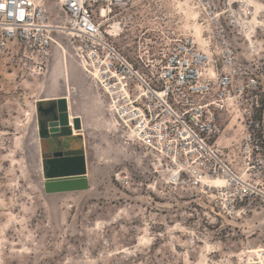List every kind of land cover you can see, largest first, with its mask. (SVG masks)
Wrapping results in <instances>:
<instances>
[{
  "label": "rangeland",
  "instance_id": "1",
  "mask_svg": "<svg viewBox=\"0 0 264 264\" xmlns=\"http://www.w3.org/2000/svg\"><path fill=\"white\" fill-rule=\"evenodd\" d=\"M40 1L53 24L64 22L58 0ZM193 2L199 1L148 0L130 12L108 15L102 29L114 26L110 39L144 72L167 44L187 38L199 51L220 56L211 33L214 24ZM244 2L259 3V10L250 8L248 27L229 39L258 88L243 97L232 94L217 112L221 148L250 184L247 197L229 213L219 209L213 196L171 183L165 159L129 142L110 124L106 100L79 68L76 49L63 44L71 85L77 87L75 108L86 125L80 137L88 189L46 193L44 163L51 148L44 140L41 154L36 152L38 107L47 97L65 93L63 50L53 48L47 58L10 43L0 53V264H252L254 251H264V177L257 167L247 168L240 145L249 116L261 124L264 120V0ZM184 11L197 13L199 26ZM194 25L201 40L191 32ZM28 112L35 123L26 120ZM258 135L264 149V126ZM56 144L66 150L80 139L63 136Z\"/></svg>",
  "mask_w": 264,
  "mask_h": 264
},
{
  "label": "built area",
  "instance_id": "2",
  "mask_svg": "<svg viewBox=\"0 0 264 264\" xmlns=\"http://www.w3.org/2000/svg\"><path fill=\"white\" fill-rule=\"evenodd\" d=\"M147 1L58 0L64 22L53 24L40 0H0V53L10 43H19L24 52L47 58L53 48H62L61 44L76 49L77 59L97 73L95 83L110 113L119 119L121 131L166 160L171 183L213 196L219 209L229 213L247 197L250 184L232 167L221 148L217 112L224 109L232 94L238 92L243 97L245 91L258 88L256 78L240 62L229 39L230 34L242 35L248 27L253 4L242 0L193 2L203 19L214 24L211 33L220 56L199 51L187 38L167 44L156 63L144 72L110 39L114 26L102 29L99 14L104 10L107 17H116ZM226 19L229 23L222 24ZM263 123L249 116L240 145L247 168L257 167L261 177L264 149L258 133ZM252 170L248 169L250 175Z\"/></svg>",
  "mask_w": 264,
  "mask_h": 264
},
{
  "label": "water",
  "instance_id": "3",
  "mask_svg": "<svg viewBox=\"0 0 264 264\" xmlns=\"http://www.w3.org/2000/svg\"><path fill=\"white\" fill-rule=\"evenodd\" d=\"M58 107V117L53 122L39 124V138H61L73 134V129L69 128L70 120L68 106L64 98L56 99ZM42 108L38 107V112ZM74 126L80 130L81 121L74 119ZM52 159L45 161L46 182L44 188L46 193H66L88 189L87 182V161L86 155L64 156L62 151L52 154Z\"/></svg>",
  "mask_w": 264,
  "mask_h": 264
},
{
  "label": "bare ground",
  "instance_id": "4",
  "mask_svg": "<svg viewBox=\"0 0 264 264\" xmlns=\"http://www.w3.org/2000/svg\"><path fill=\"white\" fill-rule=\"evenodd\" d=\"M242 1H246V0H242ZM259 3H256L253 5V7L257 10H259ZM185 13V17L187 19H189L190 21H192L194 24H197L199 26V23L197 22L198 20V14L197 13H189V12H186L184 11ZM100 18H102V23H101V26H105L109 21L107 20V16L105 15V11L102 10L101 11V14H99ZM254 21L257 22V18L254 17ZM191 32L195 33L196 36L198 37V39L201 40V31L198 27H195L194 26H191ZM119 29V28H118ZM115 36H118L117 34ZM62 53L64 55V62H63V73H64V83H65V93L62 97L60 98H64L66 103H67V106H68V114H69V118H70V121H72L70 124L73 126V129H74V133L77 134L78 132H81L82 134H84L86 131V125H85V122L83 121V118L80 116L79 112H77V109L75 108V99L73 98V94L72 93H76L77 91V87L76 89L71 85V76H70V72H69V59H68V54H67V50L62 47ZM70 53V52H69ZM61 55V54H60ZM79 68L85 73L86 77L91 79L92 82H93V86L96 87L98 89V86L96 85L95 83V79H97L98 75L97 73H95L92 68H90L88 66L87 63H81L80 60H79V63H77ZM46 99H52L51 97H47ZM106 112L108 114V117L110 119H112L111 121H113V125L114 127L118 126L119 125V119L115 118L110 112L111 110L107 107L106 109ZM34 114H31L30 112H28L26 114L27 118L26 120L29 119V121L32 120V122H36L35 119L33 120V116ZM75 118H79L80 121H81V129L80 130H77L74 126V119ZM31 122V123H32ZM36 130H38V126L36 125ZM38 140H39V135H37L36 137V148H37V154H39V146H38ZM129 142H132V140L130 138L127 139ZM87 146V145H86ZM47 180H45L46 182ZM254 253L256 254V258L255 260H253L252 264H264V251H254Z\"/></svg>",
  "mask_w": 264,
  "mask_h": 264
},
{
  "label": "flooded vegetation",
  "instance_id": "5",
  "mask_svg": "<svg viewBox=\"0 0 264 264\" xmlns=\"http://www.w3.org/2000/svg\"><path fill=\"white\" fill-rule=\"evenodd\" d=\"M56 99L57 98L45 99V100H42L40 102L39 107H41L42 110L39 111V114H40L39 124H47V123L53 122L54 119H55V117H58L59 113H58V107H57ZM51 100H54V101H51ZM43 101H49V102H43ZM69 120H70V118H69ZM71 122L72 121H70V123ZM73 131H74V129H73ZM73 135H75V136H77V135L82 136L83 134L81 132H78L77 134H75L73 132ZM40 147H41V144H40ZM80 154H82V153H78L77 152V153L71 154V155L64 153V156H75V155H80ZM52 158L53 157H52V153H51V156L50 157H46L45 161H47L48 159H52Z\"/></svg>",
  "mask_w": 264,
  "mask_h": 264
},
{
  "label": "crops",
  "instance_id": "6",
  "mask_svg": "<svg viewBox=\"0 0 264 264\" xmlns=\"http://www.w3.org/2000/svg\"><path fill=\"white\" fill-rule=\"evenodd\" d=\"M75 89H76V87L75 86H73ZM77 92V91H76ZM72 94H75V92L74 93H72ZM106 109H107V107H106ZM106 115H107V119L108 120H110V124L114 127V125H113V123H112V121H111V119L108 117V114H107V112H106ZM71 137H77V138H79L80 139V144L76 147V146H68L67 148H66V150H64V149H62V148H60V147H56L58 144H56L57 143V139H61V138H63V137H61V138H56V141L54 142V141H51V140H53V138L52 137H50V138H45V139H42V142H41V146H43V142H44V140H46V142H47V144H48V146L51 148V149H49V150H47V154H45V155H47V157H50L51 156V153L53 154V153H55V152H59V151H62L63 153H65V154H75V153H80L79 151L81 150V145H82V143H81V137H80V135H77V136H75V135H70ZM55 139V138H54ZM51 141V142H50ZM52 142H54V143H52ZM39 151H40V154H41V147H40V138H39Z\"/></svg>",
  "mask_w": 264,
  "mask_h": 264
},
{
  "label": "trees",
  "instance_id": "7",
  "mask_svg": "<svg viewBox=\"0 0 264 264\" xmlns=\"http://www.w3.org/2000/svg\"><path fill=\"white\" fill-rule=\"evenodd\" d=\"M79 152L83 154L82 150H80ZM44 167H45V163H44Z\"/></svg>",
  "mask_w": 264,
  "mask_h": 264
}]
</instances>
